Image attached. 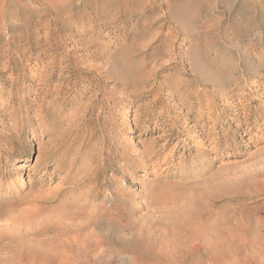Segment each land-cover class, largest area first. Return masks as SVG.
Returning <instances> with one entry per match:
<instances>
[{"label":"rangeland","instance_id":"1","mask_svg":"<svg viewBox=\"0 0 264 264\" xmlns=\"http://www.w3.org/2000/svg\"><path fill=\"white\" fill-rule=\"evenodd\" d=\"M38 156L51 163L36 173ZM7 175L46 191L76 181L67 211L97 204L98 225L118 221L123 192L134 228L88 264L164 251L172 264H264V0H0V185ZM51 222L43 252L103 241L90 226L76 246ZM12 245L0 264H26Z\"/></svg>","mask_w":264,"mask_h":264},{"label":"bare ground","instance_id":"2","mask_svg":"<svg viewBox=\"0 0 264 264\" xmlns=\"http://www.w3.org/2000/svg\"><path fill=\"white\" fill-rule=\"evenodd\" d=\"M156 152V151H155ZM45 154V153H43ZM41 155V154H40ZM43 156V155H42ZM49 156V155H48ZM133 156V155H132ZM46 157V156H45ZM44 158V157H43ZM60 160V159H59ZM54 161V160H53ZM64 161V160H63ZM26 163L29 162V159L27 158ZM72 162V161H71ZM76 162V161H75ZM50 159H41L38 156V159H36L35 165L33 167L34 171L36 173L41 172L42 168H47L50 164ZM71 168V167H70ZM56 170L60 173L62 171L61 165L58 164L56 167ZM69 170V169H68ZM73 170V169H72ZM55 172V171H54ZM88 172V171H87ZM86 172V173H87ZM90 173V172H88ZM87 173V175H88ZM69 174V173H68ZM94 174V173H92ZM43 175H45V172L43 173ZM84 175H86L84 173ZM92 176V175H90ZM98 176V175H97ZM66 177V175H65ZM82 177H86V176H82ZM61 178V177H60ZM87 178V177H86ZM89 179L91 177H88ZM63 180L61 181L62 183L60 184V186H58L59 188H56L55 191H46L44 188V185L42 183L40 184H30V187L27 189H24V186L19 187L18 185H15L14 183H12L9 180L8 175L6 177H4V183L0 185V187L2 188V191L0 192V247L3 248L2 246H6L8 245H16L15 247H18L17 245L20 246H25L26 247V251L28 252L27 256H26V264H88L90 263L91 260H95L96 255L95 253L98 252H94L100 249L101 251H105L108 248V242L111 239H115L116 241H120L122 240L126 234L129 232H127L128 226L129 224H126L123 222L122 218L120 215L124 212V208L123 206L124 204V200L123 199V192H120L117 197V205L114 204L113 208L115 211H118L119 216H118V221L116 220V222L114 220L111 219H107L106 222L103 221L102 224H97L93 222V218L92 216L95 215L96 218L97 216L99 217V207L96 203V207L98 210L95 209L94 207V211L92 212L93 214H87V212L85 213V211H83L84 208H81V206L79 205L80 208H76L75 209H68V205L65 200V196H67V190L64 188L65 185H69V184H76L77 182L74 180H64V178H62ZM79 179V178H78ZM76 179V180H78ZM83 180V179H82ZM85 180V179H84ZM90 181V180H89ZM92 181V180H91ZM111 181V180H110ZM32 182V181H31ZM83 182V181H82ZM37 183V182H36ZM81 183V182H80ZM85 183V182H84ZM88 183V181H87ZM87 186V185H86ZM91 186V185H89ZM76 187V186H75ZM74 187V188H75ZM69 188V187H68ZM67 188V189H68ZM82 188V187H81ZM97 188V187H96ZM52 189V188H50ZM55 189V188H54ZM70 189V188H69ZM72 189V188H71ZM84 189V188H82ZM98 190V189H97ZM109 191V190H108ZM119 191V190H117ZM112 192V191H111ZM87 193V192H86ZM104 193V192H103ZM115 193V192H114ZM125 193V192H124ZM98 194V193H97ZM126 195V194H125ZM71 196V195H70ZM85 196V195H84ZM98 195L89 193L87 194V201L88 202H95L96 198ZM107 196V195H106ZM113 196V195H111ZM77 197V196H76ZM82 197V196H81ZM116 198V197H115ZM134 198V197H133ZM73 199V197H72ZM85 199V198H84ZM105 199V198H104ZM76 200V199H75ZM107 200V198L105 199V201ZM111 199L109 198L108 201H110ZM69 201V198H68ZM74 201V200H73ZM81 201V200H80ZM86 201V202H87ZM75 203V202H74ZM126 203V202H125ZM86 205V203H84ZM94 204V203H93ZM124 204V205H123ZM75 205V204H74ZM70 206V204H69ZM105 206V204H104ZM111 206V205H110ZM72 207V206H70ZM69 207V208H70ZM86 207V206H85ZM106 208V207H105ZM169 207H167L168 209ZM91 209V208H90ZM165 209V208H164ZM85 210V209H84ZM112 210V208H111ZM188 210V209H187ZM81 211H83V215L85 217V219H87L86 217H88V224L87 225H81V221L79 222L78 220L80 218H82V213ZM166 211V210H165ZM164 211V212H165ZM186 211V210H185ZM185 211H183V214L185 213ZM189 211H191L189 209ZM91 212V211H90ZM89 212V213H90ZM101 214H104L105 210L102 207L100 209ZM167 212V211H166ZM106 213H110V212H105ZM187 213V211H186ZM104 214V215H105ZM112 214V213H111ZM110 214V215H111ZM118 214H113V216L118 215ZM187 215V214H186ZM197 216V214H195ZM106 216V215H105ZM109 216V215H108ZM112 216V215H111ZM110 216V218H111ZM170 216V215H169ZM179 216L182 218V216L179 214ZM178 216V217H179ZM188 216V215H187ZM195 216V218H196ZM107 217V216H106ZM116 217V216H115ZM126 217V216H125ZM190 217H192L190 215ZM49 218L50 221H53L54 224H58L60 225L59 227L62 228V230L64 229V233L66 234H73V236L70 239L73 242H75L77 245L79 246L81 244H79V240H82V236L85 234L84 231H87L89 229V227H93L95 230L97 228L96 231H94V229L91 230L92 233H87V235H89L90 237L94 234L99 232V234L101 235V238L103 239V241L99 243L101 244H96L95 243H91V241H89L90 243H85L83 246V252L84 254L80 255V248L81 246H79L77 249L79 252V255H75L72 252H43L45 251L48 247L45 246V250L41 251L39 246L40 241H36L37 238H41L44 240V238L46 237V229L48 226H50L52 224L48 223L50 221H47V223L45 222V219ZM103 218V217H102ZM114 218V217H113ZM127 218V217H126ZM172 218V217H171ZM180 218V219H181ZM183 218H186L185 216ZM182 218V219H183ZM93 219V220H92ZM117 219V218H115ZM181 219V220H182ZM189 219V218H187ZM185 219V220H187ZM193 219V218H191ZM190 219V220H191ZM47 220V219H46ZM184 220V219H183ZM84 222V219L82 220ZM87 221V220H86ZM131 221V220H130ZM189 220H187L186 222L188 223ZM97 222V221H96ZM171 224H172V219L170 220ZM185 222V221H184ZM185 222V223H186ZM190 222V221H189ZM134 223V222H133ZM191 223V222H190ZM214 223V222H213ZM47 224H49L47 226ZM135 224V223H134ZM133 224V226H134ZM168 224V223H167ZM182 224L184 225L183 221ZM181 224V225H182ZM192 224V223H191ZM196 224V223H195ZM57 225V227H58ZM188 225V224H187ZM62 226V227H61ZM98 226V227H97ZM132 226V227H133ZM160 226V225H159ZM172 226V225H171ZM191 226V225H189ZM198 226V225H197ZM132 227L130 228V230H132ZM212 227V226H211ZM134 228V227H133ZM184 228V227H183ZM186 230L188 229L187 226H185ZM91 229V228H90ZM196 230V229H195ZM94 231V233H93ZM134 231V230H133ZM133 231H131L130 233H132ZM137 231V230H136ZM135 231V232H136ZM140 231V230H139ZM176 231V230H175ZM226 231V230H225ZM143 232V231H142ZM150 233V232H149ZM63 234V232H62ZM138 234V232H137ZM142 234V233H141ZM140 234V235H141ZM171 234V233H170ZM197 234V233H196ZM206 234V233H205ZM204 234V235H205ZM212 234V232H211ZM85 235V237L87 236ZM96 235V234H95ZM98 235V234H97ZM128 235V234H127ZM166 235V234H165ZM194 235V234H193ZM208 235V234H207ZM153 238V235H150ZM220 236V235H219ZM218 236V237H219ZM84 237V238H85ZM140 237V236H139ZM167 237V236H166ZM211 237V235H210ZM209 237V239H210ZM213 237V236H212ZM151 238V239H152ZM126 239V237H125ZM38 240V239H37ZM46 240V239H45ZM48 240V239H47ZM46 240V241H47ZM67 240V238H66ZM90 240V239H89ZM124 240V239H123ZM122 240V241H123ZM156 240V239H155ZM62 241V240H61ZM69 241V239H68ZM85 241V239H84ZM94 241V239L92 240ZM223 241V240H222ZM42 242V241H41ZM44 242V241H43ZM83 242V241H82ZM86 242V241H85ZM112 242V241H111ZM215 241H213L214 243ZM69 243V242H68ZM84 243V242H83ZM126 243V242H124ZM168 243V242H165ZM223 243V242H222ZM44 244V243H43ZM141 244V243H140ZM170 244V243H169ZM168 244V246H169ZM175 244V243H174ZM12 245V246H13ZM48 245V242H47ZM70 245V243H69ZM111 245H113L111 243ZM148 245V244H147ZM152 245V244H151ZM216 245V244H215ZM225 245V244H224ZM23 246V247H24ZM43 246V245H42ZM71 246V245H70ZM69 246V247H70ZM124 246H126V244H124ZM140 246V245H139ZM144 246H146L144 244ZM161 246V245H160ZM160 246L158 247L160 249ZM165 246V245H164ZM167 246V248H169ZM194 246V245H193ZM217 246V245H216ZM10 247V246H7ZM14 247V246H13ZM128 247V246H127ZM171 247V245H170ZM197 247V246H196ZM43 248V247H42ZM56 248V247H55ZM71 248V247H70ZM75 248V247H74ZM114 248V246H113ZM128 248H131V245H129ZM146 248V247H145ZM162 249L164 247H161ZM177 248V247H176ZM6 249V247H5ZM17 249V248H16ZM22 249V248H21ZM76 249V248H75ZM142 249V248H140ZM216 249V248H215ZM226 249V248H225ZM51 249L49 248V250L47 249V251H50ZM69 250V249H68ZM127 250V249H126ZM165 250V248H164ZM170 250V249H169ZM176 250V249H175ZM189 250V249H188ZM223 250V249H222ZM221 250V251H222ZM23 251V250H22ZM52 251V250H51ZM73 251V250H71ZM111 251V250H110ZM114 252V250H112ZM116 251V250H115ZM146 251V250H145ZM214 251V250H213ZM234 251V250H233ZM5 252V250H4ZM77 251H75L76 253ZM77 252V253H78ZM82 252V251H81ZM207 252V251H206ZM218 252V251H216ZM227 252V251H226ZM6 253V252H5ZM18 253V252H17ZM105 253V252H103ZM166 253V254H165ZM176 253V252H175ZM8 254V253H6ZM99 254V253H98ZM109 254V253H107ZM115 254V253H114ZM113 254V255H114ZM121 256L120 258L122 259H126V263L127 264H160V262L162 264H172V252H120L119 253ZM168 255V258L166 259V256ZM184 254V253H183ZM11 254H9L8 256H10ZM102 255V254H101ZM118 255V253H117ZM115 255V256H117ZM14 256V254H13ZM114 256V257H115ZM23 257V256H22ZM101 257V256H100ZM105 257V256H103ZM4 258V257H3ZM2 258V259H3ZM98 258V257H97ZM106 258V257H105ZM119 258V259H120ZM10 259V258H9ZM101 259V258H100ZM100 259H98L100 261ZM112 259V258H111ZM8 260V259H5ZM21 256L16 257L14 259V261H12V264H20L21 263ZM3 261V260H1ZM122 261V260H121ZM6 262V261H4ZM8 262V261H7ZM94 262V261H93ZM92 262V263H93ZM101 262V261H100ZM99 262V263H100ZM2 263V262H1ZM96 263V262H95ZM93 263V264H95ZM3 264V263H2ZM104 264V263H103Z\"/></svg>","mask_w":264,"mask_h":264}]
</instances>
